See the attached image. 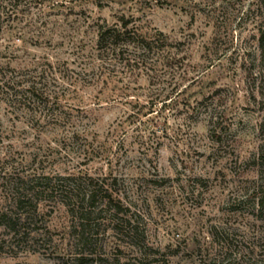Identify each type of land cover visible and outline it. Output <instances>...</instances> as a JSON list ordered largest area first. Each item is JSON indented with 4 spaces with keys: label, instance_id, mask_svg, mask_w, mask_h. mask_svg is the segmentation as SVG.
I'll return each instance as SVG.
<instances>
[{
    "label": "rangeland",
    "instance_id": "1",
    "mask_svg": "<svg viewBox=\"0 0 264 264\" xmlns=\"http://www.w3.org/2000/svg\"><path fill=\"white\" fill-rule=\"evenodd\" d=\"M122 17L177 59L98 61ZM263 23L264 0H0V213L20 178L124 208L83 248L69 199L40 194L0 219V264H264Z\"/></svg>",
    "mask_w": 264,
    "mask_h": 264
},
{
    "label": "trees",
    "instance_id": "2",
    "mask_svg": "<svg viewBox=\"0 0 264 264\" xmlns=\"http://www.w3.org/2000/svg\"><path fill=\"white\" fill-rule=\"evenodd\" d=\"M120 22L112 26L99 25L96 34V48L98 61L118 62L123 68L139 66L147 61H151L156 57L157 60L163 53H167V59L176 60L177 55L172 54L169 50L173 44V40L161 31H156L152 35L141 33L136 27L132 19L126 20L125 17L120 18ZM258 43L261 50H264V23L259 28ZM263 52V51H262ZM173 55H175L173 57ZM163 56V55H162ZM154 57V58H155ZM164 57V56H163ZM261 61L264 63V55H261ZM35 88L31 90V94L35 96ZM43 96L44 94H38ZM63 181V180H61ZM89 183L88 190L80 191V189H57L49 186L46 189H37V186L32 185L31 181L23 179L16 180L12 185V195L8 198L7 208L0 213V219L6 221L12 226H15L22 219H28L37 212L38 204L34 205V211L30 213H21L20 217L13 218L11 209H23L24 207L33 205L34 200L40 194L61 193L65 199V206L69 213L77 222V242L79 246L88 248L93 246L92 229L95 220L98 218L96 214H102L105 211L113 213V216H119L123 212L121 202L116 200L113 193L109 189H104L95 182ZM98 200L104 203L107 210L97 211L96 205ZM131 232V230H129ZM90 255V256H89ZM79 254L76 258L77 262L86 264L90 259L100 263L103 260H93L94 254ZM92 255V256H91ZM89 256V257H88Z\"/></svg>",
    "mask_w": 264,
    "mask_h": 264
}]
</instances>
